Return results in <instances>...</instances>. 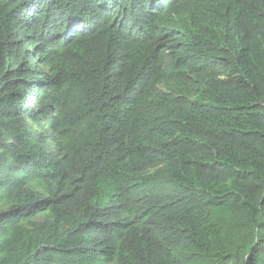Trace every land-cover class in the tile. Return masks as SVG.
Listing matches in <instances>:
<instances>
[{
	"label": "trees",
	"instance_id": "obj_1",
	"mask_svg": "<svg viewBox=\"0 0 264 264\" xmlns=\"http://www.w3.org/2000/svg\"><path fill=\"white\" fill-rule=\"evenodd\" d=\"M0 264H264V0H0Z\"/></svg>",
	"mask_w": 264,
	"mask_h": 264
}]
</instances>
